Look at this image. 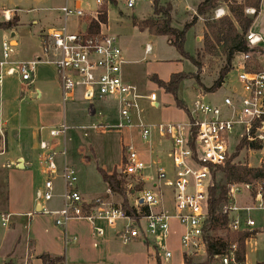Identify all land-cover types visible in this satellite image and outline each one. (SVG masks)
Instances as JSON below:
<instances>
[{
    "label": "built area",
    "instance_id": "obj_1",
    "mask_svg": "<svg viewBox=\"0 0 264 264\" xmlns=\"http://www.w3.org/2000/svg\"><path fill=\"white\" fill-rule=\"evenodd\" d=\"M137 0H124L125 9H133ZM148 2L150 0H141ZM245 5L246 0H234ZM110 0H65L60 13L62 25L52 27L45 33L43 58L30 62L10 61V42L1 44L0 86L7 77H18L30 83L39 63L51 64L56 69L63 102L72 99L81 90L85 100L111 98L118 106V122L112 128L128 133L136 131L140 145L129 143L122 150L120 174L131 180L124 191L132 197L130 204L137 219H132L119 204H111L106 197L85 199L77 187L75 170L65 161V150H55L49 142L39 140L40 173L44 176L42 186L35 193L37 212L50 215L54 225L64 231L70 221H85L92 226L94 234L104 236V231L95 227V222H105L113 227L118 221L127 225L118 233L124 244L133 240L153 243L165 261L171 258L164 243L168 237L169 222L175 220L182 228L180 237L182 254L186 257H206L205 236L208 220L209 188L212 172L222 169L229 162L235 148L245 140L264 148V54H258L257 63H251L255 49H260V36L248 32L245 36L250 52L242 55L240 67H236V85L224 96L220 104L197 100L183 123L145 124L140 116L139 101L145 99L155 105L157 96L147 97L137 93L134 86L121 76V50L118 39L108 34L106 25L96 35H88L85 19L98 21L99 9ZM244 15H256V9L244 7ZM196 12L194 13V15ZM230 17L228 3L222 2L212 11V20ZM74 19V29L66 22ZM4 14V21H10ZM81 21V22H80ZM83 23V24H81ZM105 29V31H104ZM151 52L150 46L145 53ZM259 53V52H258ZM234 69V65L232 67ZM42 130H40L41 132ZM65 126L51 129L50 138H63ZM131 140V139H130ZM158 147H154V142ZM236 141L235 144H232ZM4 144H0V155ZM63 158L62 166L57 156ZM60 182V192L56 183ZM149 184L152 190L148 189ZM164 189L170 190L172 212L163 207ZM246 185L231 186L227 203L221 213L227 218V230L232 233L254 231L257 227L253 214H264V190L258 186L254 196L248 195L238 202L241 190ZM248 193V192H247ZM246 193V194H247ZM60 199L61 206L51 209L50 203ZM157 208L160 210L157 211ZM8 215H1L2 226ZM252 237L244 242L245 247ZM76 239L64 237V243L72 244ZM238 245L232 244L223 254L215 257L212 264H246L237 257Z\"/></svg>",
    "mask_w": 264,
    "mask_h": 264
},
{
    "label": "rangeland",
    "instance_id": "obj_2",
    "mask_svg": "<svg viewBox=\"0 0 264 264\" xmlns=\"http://www.w3.org/2000/svg\"><path fill=\"white\" fill-rule=\"evenodd\" d=\"M110 1H114L115 4L107 6L106 26L108 34L118 39L121 58L124 62L121 66V76L125 82L136 88L139 95L147 97L154 93L157 96V107L152 106L145 99L139 101L140 116L145 124L183 123L188 118L185 109L189 112L195 101L202 100L218 105L223 97L231 92V87L236 85L235 68L240 67L241 54L233 58L231 66L234 65V69L232 68L228 73L224 84L216 91L209 92L218 78L219 71L226 65L222 55L209 56L203 53L205 23L212 21V11L200 17L197 24L186 32L183 46L184 52L200 63L201 70L198 78L202 86L197 84L195 78H185L179 83L177 99H175L171 93L159 87L153 77L167 82L172 74L195 75L198 67L169 44L166 37L150 36L146 30L140 31L132 26V17L138 21L148 17L156 20L161 18V16H153L152 0L148 2L137 0L134 8L129 10L125 9L124 0ZM159 2L163 5L171 2L175 10L179 11V13H172L171 25L180 30L190 23L195 13L190 12L191 10L185 11L186 3L195 9L199 0H159ZM222 2L223 0H219V4L222 5ZM64 4L65 0H0V9L3 8L0 10V21H4L5 13H8L10 19L15 15H19L20 18L19 25L13 29L15 32L13 39L10 37V30H0V45L2 41L17 42L16 46L10 48V58L12 54L31 58L30 60L43 58L40 36L43 31L46 33L48 28L62 25L57 9ZM86 20L88 19L84 22ZM34 21L37 23L34 24ZM75 22L74 19H68L66 25L72 30ZM201 29L202 32H200ZM249 32H256L254 34L262 39L260 49H255L251 57V63H253L252 60L257 63V59L261 57L258 54H264V16L261 17L259 14L255 17ZM147 45L151 50L149 54L145 53ZM39 74L41 77L45 76L42 80L44 86L41 88L46 94L44 93L40 102L31 100L27 94L25 96L32 102L30 108L36 112V116H33L28 124L29 131L36 133L42 130L40 132L42 140L49 142L55 148V143L60 142L61 138H50L48 132L61 125L65 126L66 164L76 172L80 194L85 199L106 197L111 204H121L122 199L119 196L107 192L98 169H102L107 174L116 170L125 186L132 183L131 180H124L119 171L122 165V148L130 142L140 145L138 134L133 131L132 136L129 137L127 132L112 128L118 122V106L115 100L111 98L84 100L81 93L77 92L75 99H69L63 103L58 80L53 78L54 75L56 77L53 65L39 63L36 66L35 76ZM178 102L182 107L178 106ZM24 104L17 102L14 104L13 121L24 117L28 109ZM21 130L20 128L17 133L28 131ZM15 131L16 129L9 130L11 137L17 135ZM235 143L236 141H233L232 144ZM13 148V140L9 138L7 150L0 155V166L8 164L5 161L12 155ZM261 151L244 149L238 158L232 160L230 158V160L232 163L255 167L264 161ZM85 156L90 158V162H85ZM3 168L4 170L0 169V264H41L39 257L42 254L62 257L61 264H183L180 246L183 230L175 220L169 222L168 237L164 243L167 251L171 253V258L167 261L151 242L145 244L141 240H133L124 244L118 233L127 225L125 221H118L113 227H108L105 222H95L94 226L104 231L103 237L96 236L92 226L85 221H70L67 224L66 236L70 239L75 238L76 241L65 245L64 233L62 229L54 225L53 218L34 210L35 193L44 180L39 167L20 170L13 166ZM222 178L223 175L217 173V181ZM60 187L58 182L57 188L60 189ZM148 187L153 191L151 184ZM6 191H8V203L5 200ZM125 196L130 206L133 198L128 197L127 193ZM239 196L244 197V194L241 193ZM54 202L57 203V200ZM163 207L172 212L171 193L168 189H164ZM158 210L160 209L157 208ZM7 214L8 222L2 226L1 215ZM262 217H264L262 212L253 214V218L259 223ZM260 230L263 233L257 239L258 245L255 250L251 249L248 253L249 264L264 261V228ZM217 235L224 238L222 231H219ZM189 258H192L195 264L206 261V257L203 256Z\"/></svg>",
    "mask_w": 264,
    "mask_h": 264
},
{
    "label": "trees",
    "instance_id": "obj_3",
    "mask_svg": "<svg viewBox=\"0 0 264 264\" xmlns=\"http://www.w3.org/2000/svg\"><path fill=\"white\" fill-rule=\"evenodd\" d=\"M262 0H246L245 5L240 6L234 0H223L228 3L229 13L231 17L225 16L218 20L206 21L203 34V53L209 56H217L220 54L224 57L226 65L219 71L218 78L213 83L209 92H214L223 84L226 76L232 70V60L237 54H246L250 52L245 40L246 34L249 32L255 17L259 12V6ZM112 5L114 1H110ZM219 4V0H203L196 8V14L193 15L190 23L183 26L182 29H176L171 25L170 12L172 7L170 4L161 5L159 0L152 1L153 16H161L159 20L153 17H148L138 21L136 18H131L132 26L140 31H147L150 36H163L167 38V42L171 44L182 56L194 62L198 67L195 75H186L182 73L172 74L167 82L158 80L153 77L156 84L163 88L165 92L171 93L175 99L179 83L185 78H195L197 84L201 87L198 78L201 67L193 57L186 54L183 50L186 32L193 27L199 17L210 14ZM244 7H252L256 9V15L249 17L244 15ZM98 21L93 19L86 20V31L88 35H96L100 32V25L107 24V5L106 3L99 10ZM19 19L13 16L8 22L0 21V30H12L18 26ZM42 43L44 46L45 33L41 34ZM256 64L255 60H252ZM178 106L182 107L178 102ZM187 116L189 112L185 109ZM262 150L259 144H252L242 140L235 148L231 160L238 158L244 149ZM231 160L224 168L216 169L212 172L211 186L209 188L208 200V220L205 236L206 261L202 264L214 262L215 257L223 254L232 244L237 243V257L240 262L245 260V240L255 235L256 231L232 233L227 230V218L221 213L223 206L227 203L228 190L231 186L246 185L250 187L247 192L250 196L255 195V190L260 186L264 190V162L257 167H249L241 163H232ZM102 182L113 195H117L122 199L121 209L132 219H137L136 212L133 207L129 206L125 191L124 181L114 170L107 174L102 169H98ZM217 173H221L223 178L217 181ZM6 187V186H5ZM7 202V197H5ZM219 231L224 232V238L219 237ZM148 244V242H146ZM41 264H61L62 257H50L47 254H42L39 257ZM183 264H195L192 258L183 255ZM257 264H264L259 262Z\"/></svg>",
    "mask_w": 264,
    "mask_h": 264
},
{
    "label": "crops",
    "instance_id": "obj_4",
    "mask_svg": "<svg viewBox=\"0 0 264 264\" xmlns=\"http://www.w3.org/2000/svg\"><path fill=\"white\" fill-rule=\"evenodd\" d=\"M202 1L203 0H199L198 4H200ZM160 4L163 5V3H160ZM169 4L172 7V10L170 12V15L172 17V13L173 12H177V11L175 10V8L173 7L171 2H169ZM198 4L195 5V9H193L190 4L186 3L185 11L189 12L191 10L190 12H192V13L196 12V8H197ZM1 9H3V8H1ZM177 13H179V11ZM259 14H261V17L264 16V0H262L261 3H260L259 12H258L257 15H259ZM15 16L18 17L19 22H20L19 15H15ZM59 18H60V16H59ZM198 19H200V17ZM33 23L35 24V23H37V21H34ZM18 25H19V23H18ZM48 29H50V28H48ZM2 31H4V30H2ZM200 32H202V29L200 30ZM254 33H256V32H254ZM10 37L12 39L15 37V32L13 31V29L10 30ZM196 39L198 40V38H196ZM3 42L4 41H2L1 44ZM6 42H10L11 47H14V46L17 45V42L15 40L6 41ZM42 48H43V43H42ZM1 57H2V49H1V45H0V59H1ZM30 59L31 58L21 57L20 55H13L12 54L11 58H10V61L11 62H30V61H33V60H30ZM37 59H40V58H37ZM55 72H56V69H55ZM44 78H45L44 75H42V77H41L40 74H39L36 77L35 74H34L33 80L30 83H23V82H21L19 80L18 77H7V78L4 79L3 83L0 86V144L1 143L4 144V151H5V150H7L6 148L8 147V144H9V138H12L13 147H14L12 155L8 156L6 161H5V163H8V164L7 165H3L2 164L0 166V169H2V170H4V168H3L4 166H5V168H7L8 166H13L14 168L19 169V170L20 169H30V168L35 167V166L37 168L39 167V169H40V163H39L40 151H39L37 145H38L39 140H41L42 138L40 137V130H38L36 132L37 134L34 133V132H30L29 131L30 127L28 126V124H29L30 120L33 118V116H36V112L32 108H30L31 107L30 104L32 102L29 101V99L27 97L25 98V96L27 94L31 98V100H34V101L38 100L39 102L42 101V96L45 93L42 90V88H41V86H44L42 84V80ZM53 78L58 80L57 72H56V77L54 75ZM57 83L59 85L58 81H57ZM59 91H60V89H59ZM77 92L81 93V97H82V99H84L83 98V93H82L81 90L76 91L74 93L73 98L75 99ZM62 101H63V99H62ZM16 102L18 104H21V105H23V103H25L26 105L24 104V106H26V108H28V109H26L24 117L22 116L18 120L13 121L14 120L13 110H15V105L14 104ZM63 103H65V102H63ZM153 106L157 107L158 104L156 103ZM20 125H22V127ZM20 128L22 130H24V129L28 130L29 133H28V131H26L25 133H22V132L17 133ZM15 129H16L15 133L17 135L11 137L10 134H9V130L14 131ZM55 145H56L55 148L58 151L65 150V144H64V139L63 138H61L60 142L55 143ZM154 147H158V145L156 144V141L154 142ZM122 150H123V148H122ZM263 151H264V148L261 151V153H262V155L264 157V152ZM56 160H57L58 166L61 167L62 163H63V158L60 155H58ZM84 160H85V162H90V158L87 157V156L84 157ZM65 161H66V159H65ZM37 163H38V166H37ZM255 167H257V166H255ZM57 183H56V187H57ZM41 186H42V184H41ZM60 186H61V184H60ZM56 189H57V192H60V189H58V188H56ZM106 190H107V192L110 193V191L107 189V187H106ZM241 193L244 194V197H240L239 196ZM241 193L236 197L237 201H239V203L240 202H244V201H246V199H248V195L246 194L247 191L241 190ZM7 194H8V191H6V197H7V203H8V195ZM110 194L112 195V193H110ZM55 200H57V203L54 202ZM55 200L51 202V205H49L51 209H58L61 206L60 199H55ZM33 206H34L35 212H37L38 210H37V206H36V201L33 202ZM28 216H30V214H28ZM262 221H263V224H262ZM256 224H257V227L254 230V231H256V233H255V235L251 236L252 237L251 242L245 247L246 248V253H245V262H246V264H249V261H248L249 250H251V249L255 250L256 246L258 245L257 239L262 236L261 233H263V232H261L260 229L264 228V217H262L261 223L256 221ZM62 231H63L64 237H65V233L67 231V228H66L65 231L62 229ZM50 257H52V256H50ZM262 262H264V261H262Z\"/></svg>",
    "mask_w": 264,
    "mask_h": 264
},
{
    "label": "bare ground",
    "instance_id": "obj_5",
    "mask_svg": "<svg viewBox=\"0 0 264 264\" xmlns=\"http://www.w3.org/2000/svg\"><path fill=\"white\" fill-rule=\"evenodd\" d=\"M5 15H6L7 17H9L8 13H5Z\"/></svg>",
    "mask_w": 264,
    "mask_h": 264
},
{
    "label": "water",
    "instance_id": "obj_6",
    "mask_svg": "<svg viewBox=\"0 0 264 264\" xmlns=\"http://www.w3.org/2000/svg\"><path fill=\"white\" fill-rule=\"evenodd\" d=\"M264 152V151H263Z\"/></svg>",
    "mask_w": 264,
    "mask_h": 264
}]
</instances>
